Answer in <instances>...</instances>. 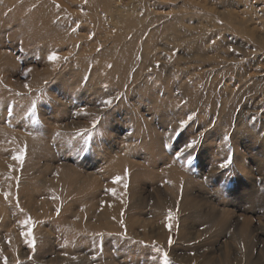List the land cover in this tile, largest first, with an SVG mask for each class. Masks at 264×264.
<instances>
[{
    "label": "rangeland",
    "instance_id": "1",
    "mask_svg": "<svg viewBox=\"0 0 264 264\" xmlns=\"http://www.w3.org/2000/svg\"><path fill=\"white\" fill-rule=\"evenodd\" d=\"M165 253L264 264V0H0V264Z\"/></svg>",
    "mask_w": 264,
    "mask_h": 264
},
{
    "label": "snow or ice",
    "instance_id": "2",
    "mask_svg": "<svg viewBox=\"0 0 264 264\" xmlns=\"http://www.w3.org/2000/svg\"><path fill=\"white\" fill-rule=\"evenodd\" d=\"M48 59H49L50 61H54V60L58 59V56H57L56 53H52V54L49 55ZM28 71H30V69H28ZM103 103H105V104H110L111 101H110V100H107V101H103ZM184 123H185L184 121H181V125H183ZM95 124H96V121H93V127H95ZM86 139H87V138H86ZM195 144H196V141L193 140V141H191L189 144H187L186 147H187V148H191V147H193ZM22 156H23V153H21V154H19V155H14V156H13V159H14V160H19V159H22ZM229 163H230V160L226 161L225 163H222V164L220 165V167H221V168H226V167L228 166ZM4 195H5V197L7 198L8 195H9V193L5 192ZM22 223L25 224V225L31 224V223H32L31 218H28V219L24 220ZM22 235H25V236L30 235V230H29V232L22 233ZM170 242H171V241H170ZM30 243H31V241H30ZM164 259H165V264H168V261H167V254H166V253L164 254Z\"/></svg>",
    "mask_w": 264,
    "mask_h": 264
}]
</instances>
